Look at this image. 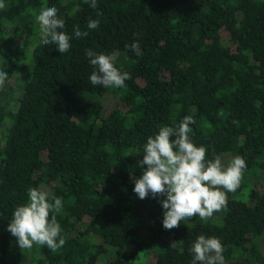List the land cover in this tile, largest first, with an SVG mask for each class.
I'll use <instances>...</instances> for the list:
<instances>
[{"label": "trees", "instance_id": "trees-1", "mask_svg": "<svg viewBox=\"0 0 264 264\" xmlns=\"http://www.w3.org/2000/svg\"><path fill=\"white\" fill-rule=\"evenodd\" d=\"M3 2L0 264H192L199 235L221 241L224 264H264V181L253 180L264 175V0H97L95 9L90 0ZM48 7L65 20L67 53L40 39L35 15ZM77 25L88 35L77 38ZM136 41L140 56L126 47ZM29 44L17 95L11 78ZM88 49L117 52L115 66L131 79L93 86ZM186 116L207 160L221 155L227 165L239 155L247 167L211 218L165 230L164 198L139 199L134 179L147 167L138 162L148 137ZM29 188L62 198L66 243L56 251L33 244L29 253L7 231ZM173 240L182 242L171 248Z\"/></svg>", "mask_w": 264, "mask_h": 264}, {"label": "clouds", "instance_id": "clouds-1", "mask_svg": "<svg viewBox=\"0 0 264 264\" xmlns=\"http://www.w3.org/2000/svg\"><path fill=\"white\" fill-rule=\"evenodd\" d=\"M97 6V0H90L91 8ZM5 7L3 0H0V9ZM97 15L102 13L98 12ZM35 21L44 45H56L60 54L69 51L72 38L61 31L65 28V20L58 16L57 8H42L35 15ZM99 24V20L90 19L87 27L96 29ZM74 31L77 38L88 35V32L82 33L78 25ZM126 47H130L136 56L142 55L138 41ZM86 55L94 68L89 77L93 86L123 88L125 81L131 79L129 73L121 72L115 66L117 52L97 54L88 49ZM7 79V72L0 71V88ZM194 123L191 116H186L178 127H160L158 134L148 137L143 147V159L138 162L139 167H147L140 178L134 179L133 191L141 200L149 195L164 198L160 203L164 209L165 230L178 228L181 222L194 216L201 220L211 218L214 212L226 206V192H235L239 188L247 167L239 155L227 165L221 155L207 160V149L197 147L189 136L192 131L190 125ZM27 196V203L15 208L7 228L16 238L18 247L31 249L33 244L46 245L52 251L63 247L66 241L60 235L61 226L57 220V214L63 208L62 198L52 197L54 202H50L49 194L38 188H29ZM180 242L173 240L169 247L175 248ZM190 251L193 254L192 264H224L223 245L214 236L199 235Z\"/></svg>", "mask_w": 264, "mask_h": 264}, {"label": "rangeland", "instance_id": "rangeland-1", "mask_svg": "<svg viewBox=\"0 0 264 264\" xmlns=\"http://www.w3.org/2000/svg\"><path fill=\"white\" fill-rule=\"evenodd\" d=\"M31 46L32 45H30V44L28 45V49L24 52L25 56H24L23 60L20 61V66H18V68L16 69V73H15L14 77L11 78V84L13 86L14 93L17 94V95H19L21 93L22 82L26 78H28V76H26V75H27V72H28L27 65H29L28 64V61H29L28 57H29V51H30V47ZM115 102H116V99L113 98V97H110L107 100V107L111 108L115 104ZM253 180H257L259 182L264 181V175H261L259 177L258 176H254ZM259 248L264 253V245L262 243H259ZM31 249H28L29 253H30ZM30 256H31L32 259L34 258L35 261H36V259H37L36 256H34V255L32 256V254Z\"/></svg>", "mask_w": 264, "mask_h": 264}]
</instances>
